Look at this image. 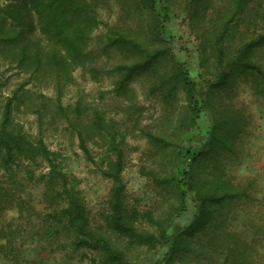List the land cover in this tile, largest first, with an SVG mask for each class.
<instances>
[{
  "label": "rangeland",
  "instance_id": "1",
  "mask_svg": "<svg viewBox=\"0 0 264 264\" xmlns=\"http://www.w3.org/2000/svg\"><path fill=\"white\" fill-rule=\"evenodd\" d=\"M85 1L99 24L87 38L84 63L74 69L43 68L33 73L0 55V120L5 103L17 95L13 129L33 141L43 140L60 154L64 171L80 180L93 230L105 235L126 261L168 264L165 255L173 237L185 233L190 251L170 264H218L205 259L212 252L211 242L234 248L244 264H264V97L252 82L239 80L217 93L212 105L193 121L183 89L174 87L170 93L165 82L166 74L179 64L206 88L216 70L207 62L205 42L216 34L211 21L222 12L229 14V0H212L205 8L194 7L190 0ZM5 3L0 0V7ZM258 10L264 12V0L250 2L233 38L234 48L253 32L245 24H255L252 19ZM120 38L148 45L163 56L135 74L124 89H119L121 72L116 67L132 65L141 56ZM256 59L264 64V49ZM220 110L235 113L242 131L217 159L196 161L199 151L204 157L210 149L208 137ZM119 156L128 205L139 212L135 229L127 234L112 232L105 222L114 184L105 172L109 160ZM190 166L199 181L212 183L221 176L244 195L211 207L213 219L196 232L199 238L187 231L201 203L197 191L189 192L186 208L175 212L167 227L170 242H166L160 237L159 222L165 225L179 202L174 176ZM48 170L42 158L21 159L8 170L0 169L5 187L0 196V264H16L17 254L28 264H100L105 258L100 250L73 244L72 231L61 221L63 202L53 196L57 188L44 178ZM222 187H217L218 193Z\"/></svg>",
  "mask_w": 264,
  "mask_h": 264
},
{
  "label": "trees",
  "instance_id": "2",
  "mask_svg": "<svg viewBox=\"0 0 264 264\" xmlns=\"http://www.w3.org/2000/svg\"><path fill=\"white\" fill-rule=\"evenodd\" d=\"M145 1L151 3L150 1L153 0ZM251 1L229 0V14L224 15L222 12L219 18L211 21V25L217 30L214 37H207L205 43L209 48L205 46V49H207V62L214 63L212 66H215L216 71L213 72L212 78L207 79L206 88L200 86L190 76L184 65H176V69L165 76L167 77L165 82L170 86L168 88L170 93L174 92V87L183 89L193 121L207 109L208 105H212L217 93L226 90L239 80L252 82L255 92L264 97V64L256 59V53L264 49V12L262 14L260 10L256 12L252 19L255 20L253 22L255 24H245L249 30L254 29L253 32L250 34L247 32L249 36L236 48L232 45L244 15L246 16L250 10ZM170 2L169 5H172ZM190 3L194 7L202 4L205 8L212 3V0H190ZM98 24L97 16L85 0H6V3L0 7V55L19 69L30 70L33 73L43 68L74 69L87 60V38ZM119 40L129 43L131 49L141 56V59L132 65L116 67L121 72L119 89H124L126 82L135 74L149 69L163 56L158 50H151L148 45H142L129 38ZM115 41L118 39L113 40ZM17 97L15 95L5 103L0 120V169L8 170L21 159L35 161L42 158L49 167L44 178L53 189L57 188L53 196L63 202L59 208L61 221L66 229L72 231L73 244L76 247H92L100 250L102 257H105L100 264H133L126 261L122 251L113 246L105 235L97 234L93 230L90 212L79 187L80 180L77 176L64 171L60 154L49 150L43 140L33 141L21 131L13 129L12 105ZM220 111L208 137L210 149L204 157L200 154L202 151H199L194 157L196 161L217 159L222 151L228 150L233 136L242 131L235 113L226 115L223 110ZM190 153L189 149L185 156ZM192 166L173 178L172 183L178 192L179 202L174 212L167 215L165 225L163 221L159 222L160 237L166 242H170L167 227L174 213L186 208V196L189 192L197 191L201 203L196 218L187 231L199 238L201 236L197 233L204 230L206 223L213 219L215 212L210 209L211 207L219 208L244 195L243 190L221 176L215 177L216 181L212 183L206 180L208 184L199 181ZM122 168L120 156L117 160H109V169L105 173L113 179L114 184L109 196V212L105 215V222L112 232L127 234L135 229L139 212L136 209L133 211L128 205L121 177ZM220 186H223V189L218 193L217 187ZM4 189L5 187L0 183V196ZM8 196L5 195L6 198ZM189 243L185 233L174 236L165 255L166 263H173L177 255L190 251ZM210 247L212 252L205 257L209 262L214 260L218 264H244L243 257L238 255L234 248L223 247L222 244L213 242L210 243L209 249ZM204 248L203 253H207L206 246ZM16 257V264H28L25 259L19 258V254Z\"/></svg>",
  "mask_w": 264,
  "mask_h": 264
}]
</instances>
